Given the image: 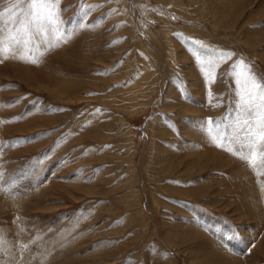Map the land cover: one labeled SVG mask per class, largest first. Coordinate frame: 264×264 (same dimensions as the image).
I'll return each mask as SVG.
<instances>
[{"label": "rangeland", "instance_id": "374dc122", "mask_svg": "<svg viewBox=\"0 0 264 264\" xmlns=\"http://www.w3.org/2000/svg\"><path fill=\"white\" fill-rule=\"evenodd\" d=\"M58 7L66 43L28 0L0 18V39L29 21L39 60L0 56V224L31 264H264V144L238 142L258 109L231 75L264 83V0Z\"/></svg>", "mask_w": 264, "mask_h": 264}, {"label": "snow or ice", "instance_id": "6c2138e0", "mask_svg": "<svg viewBox=\"0 0 264 264\" xmlns=\"http://www.w3.org/2000/svg\"><path fill=\"white\" fill-rule=\"evenodd\" d=\"M20 4L21 0H15V2L11 3L10 7L0 9V18L8 13L11 19H15L17 16L16 10H19L23 16L24 10L20 8ZM28 9L27 15L30 17V22L37 32L46 35L50 28L53 32L59 33L57 38L63 40L65 43L67 42L65 37L71 38L72 32L60 31L62 18L61 9L58 7V0H28ZM31 42L32 33L29 31V21L27 19H21L15 33H9L8 37L0 39V56L7 59L8 54H11L22 61L33 64L38 63V58L30 54L29 45ZM42 55L43 53H41ZM234 55L236 54L233 52L221 53L219 59L224 60ZM212 66L213 68L215 67V62H212ZM232 67L235 70L231 72V75L235 78V83L239 89L241 110L258 109L257 114L252 117L255 125L249 127L242 138H238V142L245 144L253 150L248 157H245L242 152L240 153L242 158L252 162L256 159L255 149L257 144H264V83L258 81L252 70L253 66L244 59L237 60ZM205 75L211 76L212 73L206 72ZM212 123V118H208V124ZM242 123L244 126H248L249 120L245 119ZM209 132H211L210 129ZM212 140L214 143H217V146L223 147V141L217 142L215 136H212ZM234 238L235 236L229 237L228 239L231 240Z\"/></svg>", "mask_w": 264, "mask_h": 264}, {"label": "bare ground", "instance_id": "6f19581e", "mask_svg": "<svg viewBox=\"0 0 264 264\" xmlns=\"http://www.w3.org/2000/svg\"><path fill=\"white\" fill-rule=\"evenodd\" d=\"M13 204H15V203H13L12 200H2V202H0V210L2 211L5 209H10ZM6 211H8V210H6ZM250 214L255 216L254 213H252V212H250ZM8 230H9V226L0 224V258H2V259H0V264H31L32 260L30 261L29 257L32 254L35 255L34 250L37 248H35V247H34V249L30 248L28 243H26L25 241H24L25 243L22 246H19L22 242H21V240H19V241L14 240V233H16V232L13 233V232H9ZM11 233H13V234H11ZM18 247H19V249H18ZM40 250H41V248H39V250L36 252L38 253ZM230 257H229V260H230ZM17 260H18V262H17ZM40 261H42V260L36 261V263L42 264V262H40Z\"/></svg>", "mask_w": 264, "mask_h": 264}]
</instances>
